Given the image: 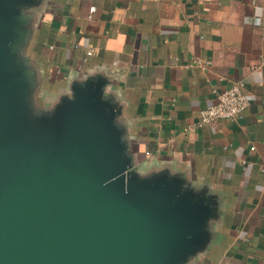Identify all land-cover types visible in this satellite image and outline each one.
I'll return each instance as SVG.
<instances>
[{
	"label": "crops",
	"instance_id": "obj_1",
	"mask_svg": "<svg viewBox=\"0 0 264 264\" xmlns=\"http://www.w3.org/2000/svg\"><path fill=\"white\" fill-rule=\"evenodd\" d=\"M39 20L29 55L47 96L102 78L136 168L181 173L218 196L210 245L190 264H264V0H46ZM236 82L250 102L243 117L197 127L214 91Z\"/></svg>",
	"mask_w": 264,
	"mask_h": 264
},
{
	"label": "water",
	"instance_id": "obj_2",
	"mask_svg": "<svg viewBox=\"0 0 264 264\" xmlns=\"http://www.w3.org/2000/svg\"><path fill=\"white\" fill-rule=\"evenodd\" d=\"M46 0H0V264H190L219 198L139 170L106 81L47 96L29 55Z\"/></svg>",
	"mask_w": 264,
	"mask_h": 264
},
{
	"label": "built area",
	"instance_id": "obj_3",
	"mask_svg": "<svg viewBox=\"0 0 264 264\" xmlns=\"http://www.w3.org/2000/svg\"><path fill=\"white\" fill-rule=\"evenodd\" d=\"M208 64L209 62L200 58H194L189 63V66L205 68ZM214 94V101L200 111L199 118L195 124L197 127L209 126L218 120H237L242 118L250 104L243 82H236L220 91L215 90Z\"/></svg>",
	"mask_w": 264,
	"mask_h": 264
}]
</instances>
